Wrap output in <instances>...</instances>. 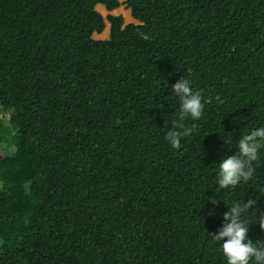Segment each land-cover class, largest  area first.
<instances>
[{
    "label": "trees",
    "instance_id": "16d2710c",
    "mask_svg": "<svg viewBox=\"0 0 264 264\" xmlns=\"http://www.w3.org/2000/svg\"><path fill=\"white\" fill-rule=\"evenodd\" d=\"M96 5L121 3L0 0V264H226L208 234L264 186V150L251 182L215 184L264 125V0H125L137 24L108 14L107 39Z\"/></svg>",
    "mask_w": 264,
    "mask_h": 264
},
{
    "label": "clouds",
    "instance_id": "9594fccd",
    "mask_svg": "<svg viewBox=\"0 0 264 264\" xmlns=\"http://www.w3.org/2000/svg\"><path fill=\"white\" fill-rule=\"evenodd\" d=\"M96 34V33H95ZM93 37V35H92ZM178 98L179 120L198 119L202 115L203 103L199 91L192 86L190 79L182 78L171 87ZM170 129L165 139L172 148L180 147V138L190 129ZM229 138L226 137L227 142ZM237 151L224 156L217 164L215 184L220 189H234L239 184H246L254 179L256 165L264 150V125L244 132L236 142ZM264 196V186L259 188V195L247 200L225 201L226 211L222 214L220 228L211 235L225 258L226 264H264V240L249 237V218L264 232V210L259 207V200ZM213 203V198L209 199Z\"/></svg>",
    "mask_w": 264,
    "mask_h": 264
},
{
    "label": "rangeland",
    "instance_id": "374dc122",
    "mask_svg": "<svg viewBox=\"0 0 264 264\" xmlns=\"http://www.w3.org/2000/svg\"><path fill=\"white\" fill-rule=\"evenodd\" d=\"M118 1L121 3L120 7L116 8V9L113 10V11H110L109 13H104V12L102 11L104 7H102V6H100V7L97 6V7H96V10H97V11L102 15V17L104 18L105 27H106V24H109V23L107 22V20H106V16H107L108 14L113 15V16L121 15L122 18H123V26H124V25H127V24H130V23L137 24V21L131 17V15H130V10L127 9V8L125 7V5H124V1H125V0H118ZM105 11H106V10H105ZM127 11H128V13H127ZM107 12H108V11H107ZM129 15H130V17H131L132 19L129 17ZM104 29H105V28H104ZM101 33H102V32H101ZM101 33H100V34H101ZM93 38H94V39H107V38H108V34L104 33V34H101V35H98V34L95 35V33H94V34H93Z\"/></svg>",
    "mask_w": 264,
    "mask_h": 264
},
{
    "label": "bare ground",
    "instance_id": "6f19581e",
    "mask_svg": "<svg viewBox=\"0 0 264 264\" xmlns=\"http://www.w3.org/2000/svg\"><path fill=\"white\" fill-rule=\"evenodd\" d=\"M96 7H97V5H96ZM95 7V8H96ZM100 7V6H99ZM104 13H109V12H107V11H105V9L103 8V10H102ZM127 13H128V11H127ZM129 17H130V15H129ZM131 18V17H130ZM132 19V18H131ZM139 24V23H138ZM104 33H106V34H108L109 33V24H106V27H105V29L102 31V33L101 34H104ZM101 34H98V35H101ZM96 35V34H95Z\"/></svg>",
    "mask_w": 264,
    "mask_h": 264
},
{
    "label": "crops",
    "instance_id": "0c3cea01",
    "mask_svg": "<svg viewBox=\"0 0 264 264\" xmlns=\"http://www.w3.org/2000/svg\"><path fill=\"white\" fill-rule=\"evenodd\" d=\"M97 6H102V5H97ZM103 7V6H102Z\"/></svg>",
    "mask_w": 264,
    "mask_h": 264
}]
</instances>
